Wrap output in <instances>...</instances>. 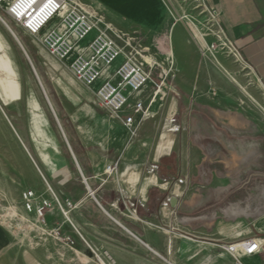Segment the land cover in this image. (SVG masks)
Segmentation results:
<instances>
[{
  "label": "crops",
  "instance_id": "obj_1",
  "mask_svg": "<svg viewBox=\"0 0 264 264\" xmlns=\"http://www.w3.org/2000/svg\"><path fill=\"white\" fill-rule=\"evenodd\" d=\"M125 1L143 16L149 29L155 25L168 32L159 0ZM202 2L205 9L217 12L224 37L264 84V14L257 0ZM184 35L183 43H191L185 30ZM198 42L203 44L201 39ZM189 55L187 64L200 70L188 73L183 62L175 59L178 88L171 98L177 120L171 139L166 132L148 135L153 128L143 121L139 129L144 135L125 139L122 153L99 154L79 137L73 138L68 123L60 121L50 103L67 140V177L62 185L72 181L75 186L73 212L96 213L87 222L92 232L76 216L74 225L85 242L107 250L119 264H264V130L256 120V106L212 60ZM116 67L111 65L107 77ZM105 79L91 85L95 96ZM86 87L82 93L91 98ZM150 93L149 85L130 101L138 97L147 101ZM160 99L157 96L151 108ZM112 134L97 146L112 150L117 143L116 131ZM69 155L82 180L70 175ZM45 160L53 168L51 159ZM114 162H118L117 170L107 175L105 167ZM251 237L259 238L261 249L252 255L239 253V261L223 248L224 243ZM6 242L0 225V264H19L10 250L6 254Z\"/></svg>",
  "mask_w": 264,
  "mask_h": 264
},
{
  "label": "rangeland",
  "instance_id": "obj_2",
  "mask_svg": "<svg viewBox=\"0 0 264 264\" xmlns=\"http://www.w3.org/2000/svg\"><path fill=\"white\" fill-rule=\"evenodd\" d=\"M10 1L0 4V16L23 48L0 19V225L6 232V254L10 250L15 263L113 264L104 257L103 252L107 250L90 246L74 225L73 218L76 216L92 232L87 222L93 220L96 213L90 216L86 212H73V200L77 195L75 186L72 181L62 185L67 177L64 157L66 153L69 154V150L42 88L60 121L64 119L68 123L73 138L79 137L81 142L99 154H119L125 148L121 145L125 139L144 135V130L139 129L143 121L151 123L153 128L148 131V135L158 137L166 132L167 139L173 137V122L177 118L172 114L171 95L173 89L178 88L175 77L179 72L175 59L183 62L186 72L195 73L200 70V66L194 70L187 61L191 57L189 54H198L200 61L205 58L212 60L250 104L256 106V120L262 123L264 130V84L254 77L240 59L216 49L214 54L218 61L198 42L200 38L194 26L201 34H205L208 44L217 42L214 33L208 31L209 28L215 30V26L209 21V12L202 0H159L169 25L167 33L155 25L149 29L143 23V16L137 14L125 0H80L124 34L137 32L145 38L148 52L156 61L154 77L162 78L161 69L169 71L166 78L163 76L165 96L153 105L150 115L139 122L134 133L118 125L115 121L118 119L99 105L92 91V87L100 79H105L109 71L103 72L93 86L86 87L91 98L85 96L82 93H85L82 89L85 86L75 79L70 62L67 64L66 59L59 60L51 55L43 45L41 36L27 33L7 14L5 6ZM257 2L264 14V0ZM55 23V20L48 23L41 35ZM175 23L178 24L173 27ZM184 30L191 43H183ZM95 35L96 30H92L78 41L70 56L74 57L80 49L85 48ZM120 62L121 57L113 64L118 66ZM244 102V99H239L240 104ZM113 131H116V145L112 150H102L97 145L103 144V139L112 136ZM65 133L68 136L66 129ZM47 155L53 168L45 162L46 157L50 161ZM68 160L73 169L70 175L76 174L81 179L70 155ZM27 192H33L29 200L24 197ZM46 201L50 205L45 210L41 209ZM27 202H31V209L27 208ZM40 210L44 213L43 217ZM63 210L67 211V215ZM52 229L59 230L63 239L71 238L73 244L57 238ZM154 256L157 257L155 253Z\"/></svg>",
  "mask_w": 264,
  "mask_h": 264
},
{
  "label": "built area",
  "instance_id": "obj_3",
  "mask_svg": "<svg viewBox=\"0 0 264 264\" xmlns=\"http://www.w3.org/2000/svg\"><path fill=\"white\" fill-rule=\"evenodd\" d=\"M6 1L0 0V4ZM5 11L27 33L41 36L45 48L59 60L68 58L74 51L76 43L92 30H96L95 37L85 48L77 52L69 66L75 79L89 87L101 77L107 67L121 57V62L115 70L98 87L96 97L99 105L120 120L129 132L134 133L139 122L150 115L151 105L157 96H165L164 84L169 71L161 69L162 78L154 77L156 61L148 52L149 47L145 43V38L137 32L124 34L80 0H11L5 6ZM208 12L209 21L215 26V30L209 28L208 31L214 33L217 42L208 44L204 38L205 34L202 33L201 47L214 58V50L220 49L240 59L238 50L224 37L216 21L217 12L213 9ZM53 20L56 21L55 25L41 35L43 29ZM7 28L9 29L8 26ZM148 83L151 87L149 99L145 101L138 97L130 101V97L140 95ZM117 167L118 162L109 164L105 167V173L111 175ZM24 197L27 200L31 199L33 192L25 193ZM49 205L46 201L41 209L45 210ZM26 206L31 209V202H27ZM63 212L67 215V211L63 210ZM40 215L44 216L41 210ZM52 231L57 238L63 239L59 230L52 229ZM63 240L73 244V240L69 237ZM223 248L239 261V253L252 255L259 252L261 241L257 237H251L224 243ZM103 254L108 261L116 264L107 251Z\"/></svg>",
  "mask_w": 264,
  "mask_h": 264
},
{
  "label": "bare ground",
  "instance_id": "obj_4",
  "mask_svg": "<svg viewBox=\"0 0 264 264\" xmlns=\"http://www.w3.org/2000/svg\"><path fill=\"white\" fill-rule=\"evenodd\" d=\"M0 19H1V21H3L5 24H6V22L2 19V17L0 16ZM7 25V24H6ZM8 26V25H7ZM9 27V26H8ZM194 28H196L195 26H194ZM9 31H11V33H12V35L17 39V41H18V38H17V36L15 35V33L12 31V29L9 27ZM196 30H197V36L202 40V34L198 31V29L196 28ZM203 41V40H202ZM18 43L20 44V46L22 47V45H21V43L18 41ZM23 48V47H22ZM71 56H68V58H66V60H68L69 58H70ZM111 69V66H109V67H107L105 70H104V72H108L109 70ZM108 74V73H107ZM95 83V82H94ZM149 86V83L148 84H146V86L145 87H148ZM50 101V100H49ZM51 103V102H50Z\"/></svg>",
  "mask_w": 264,
  "mask_h": 264
},
{
  "label": "water",
  "instance_id": "obj_5",
  "mask_svg": "<svg viewBox=\"0 0 264 264\" xmlns=\"http://www.w3.org/2000/svg\"><path fill=\"white\" fill-rule=\"evenodd\" d=\"M28 60H29V58H28ZM29 62H30V60H29ZM30 64H31V62H30ZM31 66H32V68H33V65H32V64H31ZM36 76H37V75H36ZM37 78H38V76H37ZM38 79H39V78H38ZM39 82H40V80H39ZM40 85H41V83H40ZM41 87H42V85H41ZM42 89H43L44 94H45V96H46V99H47V101H48V103H49V105H50V107H51V104H50V102H49V100H48L47 94H46L44 88H42ZM51 109H52V107H51ZM52 112L54 113L53 109H52ZM54 116H55V119H56V121H57V123H58L59 128H60L61 131H62L61 125H60L59 120L57 119L55 113H54ZM62 133H63V131H62ZM63 136H64V134H63ZM64 139L66 140L65 136H64ZM66 142H67V140H66Z\"/></svg>",
  "mask_w": 264,
  "mask_h": 264
}]
</instances>
